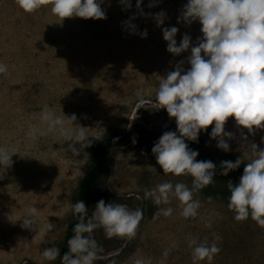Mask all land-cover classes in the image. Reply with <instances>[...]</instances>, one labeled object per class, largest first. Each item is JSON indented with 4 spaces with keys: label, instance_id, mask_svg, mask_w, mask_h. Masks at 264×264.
Instances as JSON below:
<instances>
[{
    "label": "rangeland",
    "instance_id": "1",
    "mask_svg": "<svg viewBox=\"0 0 264 264\" xmlns=\"http://www.w3.org/2000/svg\"><path fill=\"white\" fill-rule=\"evenodd\" d=\"M131 3L125 8L120 0H103L105 19L62 20L51 12L50 3L28 13L16 0H0V63L9 73L0 74V146L13 154L11 165L0 169V264L59 263L60 255L47 260L41 252L48 247L61 252L90 153L112 132L145 129L161 136L176 131L175 119L159 108L155 92L161 77L190 50L180 56L169 53L162 28L177 27L178 44L185 33L195 43L202 36L201 25L178 21L187 0H143L139 9L136 0ZM162 10L164 23L157 25L154 14ZM144 30L146 38L140 35ZM44 106L63 119L75 113V123L87 127L91 145L73 155L67 141L46 131L39 119ZM31 127L44 134L30 141L26 133ZM225 130L234 134L225 138L230 151L217 148L215 139L196 149L197 160H211L217 168L213 183L193 194L200 201L194 218L181 215L175 197L157 205L144 196L163 182L191 188L190 175L164 174L155 157L138 144L113 152L104 181L111 202L140 208L143 216L131 239H109L97 228L92 235L102 250L94 264H134L137 259L145 264H194L189 239L211 243L214 236L220 237L216 243L221 251L211 264H264V227L250 218L235 220L227 206V182H238L244 164L254 158L251 144L264 149V128L249 133L230 117ZM237 158L240 167L222 175L220 161ZM32 206L38 209L36 229L24 228L22 218ZM167 207L173 209L170 216L158 213Z\"/></svg>",
    "mask_w": 264,
    "mask_h": 264
},
{
    "label": "clouds",
    "instance_id": "2",
    "mask_svg": "<svg viewBox=\"0 0 264 264\" xmlns=\"http://www.w3.org/2000/svg\"><path fill=\"white\" fill-rule=\"evenodd\" d=\"M25 12L32 13L43 5L50 3L51 12L61 18L80 17L83 19H105L102 9L103 0H16ZM125 8H131V0H120ZM143 0H136L139 9ZM152 5L150 4L149 7ZM165 12L154 14L157 25H163ZM190 25L198 21L202 36L196 38L185 33L177 43V27L162 28L163 39L167 42L166 50L174 56L189 51L186 59H181L161 77L155 92V100L159 108L166 109L170 118L176 122V131H165L154 142L151 149L156 162L164 174L175 176L190 175L192 187L182 182L175 184L163 182L154 189L146 190L145 198L151 197L157 205L169 204L175 197L181 205V215L185 218L196 217L200 201L194 199V192L213 183L216 164L211 160H197L199 152L191 149L187 141L199 142L200 132L207 131L211 139L217 141V148L228 152L230 145L225 138H232L233 133L225 130L229 117H234L238 126L246 128L249 133L254 128H264V0H187L182 6L178 21ZM128 26L135 31V25ZM147 37V30L140 33ZM185 64L189 67L185 68ZM0 74L7 76L8 69L0 63ZM138 99H141L138 96ZM63 119L44 106L39 119L47 125L46 131L67 141V147L73 155L83 152L91 145L90 136L80 126L75 113ZM86 119L87 117L84 116ZM79 125V128L75 126ZM179 133V134H178ZM44 131L31 127L26 136L34 141ZM246 139V137H245ZM133 143H136L133 138ZM78 146V147H77ZM254 158L244 164L238 182H227L230 195L228 208L234 212V219L243 221L252 219L264 227V149L257 150L251 144ZM57 150L52 149L55 154ZM8 150L0 146V169L10 166L11 156ZM241 159L220 161L221 174L227 176L232 170L239 168ZM79 221L73 226L74 235L68 240V250L60 257L61 264H94L98 253L102 250L93 238L97 228H103L107 238L136 235L142 219L140 208L130 209L122 203H106L100 199L91 215L83 200L72 205ZM38 209L32 206L22 218V227L35 228ZM171 207L159 208L158 213L170 216ZM47 227L50 229L52 224ZM214 236L211 243L200 242L190 238L192 259L206 260L211 264L215 254L221 249ZM167 250L164 255L167 256ZM41 255L47 260H55L60 255L59 249L45 248ZM134 264H145L137 259Z\"/></svg>",
    "mask_w": 264,
    "mask_h": 264
},
{
    "label": "trees",
    "instance_id": "3",
    "mask_svg": "<svg viewBox=\"0 0 264 264\" xmlns=\"http://www.w3.org/2000/svg\"><path fill=\"white\" fill-rule=\"evenodd\" d=\"M226 121L225 125L229 121ZM213 125L208 127L207 131H201L198 137V143L187 141L191 149H200L208 145L213 139L210 138L209 132ZM160 136L148 130L137 129L134 131H114L112 132L101 144L95 146L90 153V165L83 178L78 200H83L88 207V214H91L92 208L96 203L103 199L106 203L111 202L113 199L112 194L106 189L104 185L105 178L109 172L110 158L114 151L127 147L131 144L140 145L149 155L154 156L151 149L155 141ZM135 138L136 143H133ZM155 157V156H154ZM77 200V201H78ZM79 221V215H72V221L69 225L64 245L60 252V257L68 250V240L73 233V226ZM59 257V263L61 260Z\"/></svg>",
    "mask_w": 264,
    "mask_h": 264
}]
</instances>
